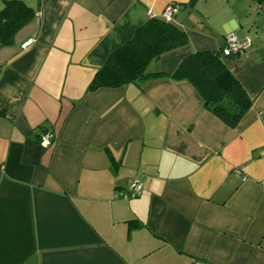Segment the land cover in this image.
Returning a JSON list of instances; mask_svg holds the SVG:
<instances>
[{
    "label": "crops",
    "instance_id": "crops-1",
    "mask_svg": "<svg viewBox=\"0 0 264 264\" xmlns=\"http://www.w3.org/2000/svg\"><path fill=\"white\" fill-rule=\"evenodd\" d=\"M20 1L33 17L0 48V264H264V0ZM170 2L188 43L151 71L250 40L229 65L252 100L237 126L185 80L87 91ZM129 180L141 193L115 197Z\"/></svg>",
    "mask_w": 264,
    "mask_h": 264
},
{
    "label": "trees",
    "instance_id": "trees-1",
    "mask_svg": "<svg viewBox=\"0 0 264 264\" xmlns=\"http://www.w3.org/2000/svg\"><path fill=\"white\" fill-rule=\"evenodd\" d=\"M33 14V10L20 0H4L0 9V48L12 42L15 32ZM187 43L186 31L172 19L151 16L134 30L129 40L107 56L89 82L87 91L160 77L185 80L195 88L209 112L229 127L237 126L252 102L229 68L231 62L239 60L238 53L223 55L221 48L197 50L184 57L172 72L148 68L162 54Z\"/></svg>",
    "mask_w": 264,
    "mask_h": 264
},
{
    "label": "built area",
    "instance_id": "built-area-1",
    "mask_svg": "<svg viewBox=\"0 0 264 264\" xmlns=\"http://www.w3.org/2000/svg\"><path fill=\"white\" fill-rule=\"evenodd\" d=\"M182 8V5L176 2L167 3L162 10L160 16L166 20H171L173 16ZM156 16L149 14V17ZM30 40H26L21 43V47L25 48L29 44ZM250 45L248 38L239 40L236 36L229 32L224 36V43L221 47L223 55H229L233 53H241L245 48ZM54 141V134L51 132H43L40 134L39 144L42 147H49ZM142 185L138 180H129L125 187L115 190V197L124 199H130L137 197L141 193Z\"/></svg>",
    "mask_w": 264,
    "mask_h": 264
}]
</instances>
